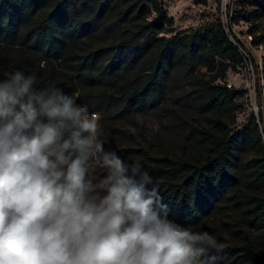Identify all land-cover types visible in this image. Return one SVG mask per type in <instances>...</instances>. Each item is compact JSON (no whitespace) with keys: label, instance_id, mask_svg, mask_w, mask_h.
I'll return each instance as SVG.
<instances>
[{"label":"trees","instance_id":"obj_1","mask_svg":"<svg viewBox=\"0 0 264 264\" xmlns=\"http://www.w3.org/2000/svg\"><path fill=\"white\" fill-rule=\"evenodd\" d=\"M120 1L0 0V80L20 70L36 76L39 87L54 81L66 94L73 95L76 77L71 75L70 84L69 77L66 82L55 61L71 56L77 61L74 71L86 69L82 75L85 80H106L107 84L112 75H123L146 64L140 73L143 75L120 86L124 96L141 109L147 98L157 95L161 79L176 61L192 69L206 67L215 72L205 81L207 98L203 102L205 110L213 115L212 125L191 132L204 149L202 157L158 156L145 151L146 159L154 163L148 171L153 180L149 187H156L169 217L182 225L197 223L221 205L237 210V227L244 230L243 243L228 249L227 256L239 257L237 264H264V101L258 95V115L250 111L241 125L231 128L220 108L224 106L226 112H231L233 100L243 97L246 91L214 83L216 78H225L228 69L242 65L243 57L230 36L250 60L247 50L229 25L228 32L225 30L219 18L203 22L188 33L157 37L171 23L161 0ZM38 8L42 10L41 18L28 24L30 13ZM262 14L264 0H237L230 18L231 23L242 20L250 24L253 46L264 42V35H255L253 29ZM107 31L117 34L116 51L95 76L92 69L97 67L101 54L99 46L88 44L87 48L93 50L77 55L76 38L85 33L89 38L101 37ZM40 61H44L43 68ZM260 68L259 81H264V56ZM259 90L261 94L264 86ZM232 115L234 120L236 115ZM242 152L249 156V183L260 190L258 195L247 196L240 187L236 158ZM254 231L258 232L256 237Z\"/></svg>","mask_w":264,"mask_h":264},{"label":"clouds","instance_id":"obj_2","mask_svg":"<svg viewBox=\"0 0 264 264\" xmlns=\"http://www.w3.org/2000/svg\"><path fill=\"white\" fill-rule=\"evenodd\" d=\"M37 85L0 80V264H211L216 238L169 217L140 161L105 148L98 116Z\"/></svg>","mask_w":264,"mask_h":264},{"label":"rangeland","instance_id":"obj_3","mask_svg":"<svg viewBox=\"0 0 264 264\" xmlns=\"http://www.w3.org/2000/svg\"><path fill=\"white\" fill-rule=\"evenodd\" d=\"M161 1L167 17L171 18V23L165 25L164 29L155 35L157 37L167 38L178 32L188 33L203 22L217 18L227 19L226 31L228 32L229 25L232 33L247 50L250 60L239 49L243 56L242 65L228 69L225 78L214 80V83H225L228 87L246 91L243 97L233 100L231 112H226L224 106H221L220 110L231 128L241 125L250 111L257 116L258 95L261 101H264V90L259 94V88L264 86V81H259L264 42L253 46L249 33L250 24L242 20L231 23L228 17H225L227 11L235 10L237 0ZM41 11V8L33 10L27 23H36L41 18ZM253 29L255 35H264V14L254 22ZM116 37V32L107 31L101 37L89 38L85 33L76 38L77 55L92 51L91 47L87 48L88 44L97 43L99 46L101 54L97 59V67L92 69L93 75L97 76L101 66L111 61L116 51ZM151 49L149 51H152ZM42 62L44 61H40V64ZM51 62L54 60L51 59ZM55 62L56 68L65 75L66 82L67 77L69 84L71 75L76 77L73 95L78 104L87 106L90 113L98 116L107 150L115 151L126 162L139 160L141 170L147 173L154 163L146 159L145 151L158 156H183L188 159L202 157L204 149L191 132L196 127L210 128L212 125L213 115L205 110L203 102L207 98L205 81L210 80L215 72H209L206 67L192 69L189 64L176 61L175 66L161 79L157 95L147 98L145 105L138 109L133 101L124 96L120 86L135 80L141 73L142 66L143 70L147 67L146 64L135 66L123 75H112V83L107 84L106 80L94 83L85 80L82 75L86 73V69L74 71L77 61L71 56ZM78 72H81L80 76H77ZM232 114L236 115L234 120ZM248 159L246 152L240 153L236 158L240 187L247 196L258 195L260 190L249 183L251 177ZM238 213L232 207L221 205L209 216H202L197 223L182 225L175 218H170L184 227L206 231L216 238L217 247L212 249L207 257L211 264H237L239 257H228L227 252L231 247H239L243 243L244 230L237 227ZM254 235L256 237L258 232L254 231Z\"/></svg>","mask_w":264,"mask_h":264},{"label":"built area","instance_id":"obj_4","mask_svg":"<svg viewBox=\"0 0 264 264\" xmlns=\"http://www.w3.org/2000/svg\"><path fill=\"white\" fill-rule=\"evenodd\" d=\"M231 15H232V11H231V9L229 10V11H227V14L225 15V17L227 18L228 17V19L230 20V18H231ZM221 20V22H222V24L224 25V27H225V30H226V22H227V19H225V20H223V19H220ZM230 39L233 41V43L238 47V51H239V49L245 54V52L242 50V48L234 41V39L232 38V36H230ZM240 53V52H239ZM246 55V54H245ZM243 57V56H242ZM247 57V56H246ZM248 59V58H247Z\"/></svg>","mask_w":264,"mask_h":264}]
</instances>
